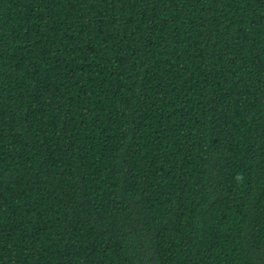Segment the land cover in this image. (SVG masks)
Wrapping results in <instances>:
<instances>
[{
	"label": "trees",
	"instance_id": "obj_1",
	"mask_svg": "<svg viewBox=\"0 0 264 264\" xmlns=\"http://www.w3.org/2000/svg\"><path fill=\"white\" fill-rule=\"evenodd\" d=\"M0 264H264V0H0Z\"/></svg>",
	"mask_w": 264,
	"mask_h": 264
}]
</instances>
